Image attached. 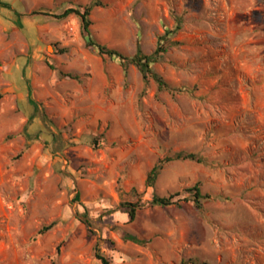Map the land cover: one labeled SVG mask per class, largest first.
<instances>
[{"label": "rangeland", "instance_id": "obj_1", "mask_svg": "<svg viewBox=\"0 0 264 264\" xmlns=\"http://www.w3.org/2000/svg\"><path fill=\"white\" fill-rule=\"evenodd\" d=\"M4 1L58 14L92 0ZM102 1L92 34L128 55L139 39L152 53L182 16L155 68L196 89L159 91L134 65L126 78L76 14L19 21L0 6V264H102L96 244L112 264H264V0ZM178 151L208 163L169 162L147 188ZM198 181L212 195L203 213L186 191ZM154 193L181 201L152 205ZM139 198L131 221L121 202Z\"/></svg>", "mask_w": 264, "mask_h": 264}, {"label": "trees", "instance_id": "obj_2", "mask_svg": "<svg viewBox=\"0 0 264 264\" xmlns=\"http://www.w3.org/2000/svg\"><path fill=\"white\" fill-rule=\"evenodd\" d=\"M104 2L102 0H92L89 4L82 5L80 4L78 7H69L66 8L62 13H52L48 10L42 9V10H34L31 13H21L17 10L13 9V6L11 3L6 2L4 0H0V6L6 7L8 9H13L18 17V20L25 16H38V15H44V16H53L57 19H64L70 16L71 14H76L81 18L82 22V28H83V34L85 38V42L87 47L95 49L100 55L102 56H108L111 60H116L120 62V64L123 66L125 71V77L128 78V68L130 65L136 66L139 71L142 74L143 80L146 83H149L150 81H154L157 84L159 91H168L174 95L178 93L183 92H193L195 88H191L189 86H176L169 82L156 68L155 64L159 62L164 55L167 53L169 48L171 46H177L181 42L179 40H176L174 37L178 33V31L182 28L183 23V17L182 16H175V25L173 27L166 26L165 32L159 36L158 39V45L157 48L152 53H145L141 47L140 39L137 44L136 52L133 55H128L119 49L111 48L106 46L105 44L100 43L97 41L93 34H92V19L90 18L91 11L95 6H103ZM63 75L79 79L80 76L78 74L73 73H65L62 72ZM2 94H0L1 97ZM29 101L31 104L34 105L35 110L38 111L39 105L38 103L32 98H29ZM36 116L35 113L32 114L30 117L26 129L30 123V121L33 120V118ZM95 146L98 145V139H94ZM178 160H189V161H195L199 163H208V158L205 156L200 155L196 152H188V151H178L174 153H168L165 156L159 158L155 165L152 167V169L148 172L147 178H146V187H152L156 188L157 180L162 173L165 165L172 161H178ZM136 191V190H135ZM186 191L190 193V199L195 207L199 210L200 213H203L205 210V202L212 198V195L209 193H204L202 189V181H198L193 186L186 188ZM179 193L171 194L169 196H162L158 193H154L152 196V199L150 200V203L152 205H160V206H169L172 204H177L181 201V198H178ZM79 198V195H77V199ZM187 199V198H186ZM144 202L141 198L137 200H124L121 202V206L125 208V211L129 215V219L131 221H134L138 215V211L140 208L144 206ZM85 223L88 225V228L90 232L92 231L91 228L94 225V222L90 220V218H84ZM54 226V223L44 226L41 230V232H45L49 229H51ZM138 240L137 238H134ZM96 256L97 258L102 262V264H112L111 259L103 254L98 246L96 244ZM181 264H211L208 261H201L198 258L191 257L183 259Z\"/></svg>", "mask_w": 264, "mask_h": 264}]
</instances>
